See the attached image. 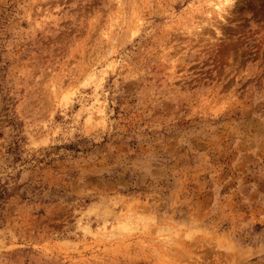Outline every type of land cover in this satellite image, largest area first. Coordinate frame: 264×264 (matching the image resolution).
<instances>
[{
    "label": "rangeland",
    "instance_id": "374dc122",
    "mask_svg": "<svg viewBox=\"0 0 264 264\" xmlns=\"http://www.w3.org/2000/svg\"><path fill=\"white\" fill-rule=\"evenodd\" d=\"M0 264H264V0H0Z\"/></svg>",
    "mask_w": 264,
    "mask_h": 264
}]
</instances>
